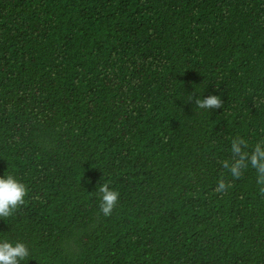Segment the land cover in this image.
<instances>
[{
    "label": "trees",
    "instance_id": "16d2710c",
    "mask_svg": "<svg viewBox=\"0 0 264 264\" xmlns=\"http://www.w3.org/2000/svg\"><path fill=\"white\" fill-rule=\"evenodd\" d=\"M237 135L264 140V0H0V176L29 188L0 239L26 264H264Z\"/></svg>",
    "mask_w": 264,
    "mask_h": 264
},
{
    "label": "clouds",
    "instance_id": "9594fccd",
    "mask_svg": "<svg viewBox=\"0 0 264 264\" xmlns=\"http://www.w3.org/2000/svg\"><path fill=\"white\" fill-rule=\"evenodd\" d=\"M191 98V97H190ZM196 106L200 109H220L223 101L219 95H208L205 98H197ZM249 142L242 136H235L231 139L232 159L221 161L223 169L227 170L235 180L242 177L250 167L256 170L257 184L259 191L264 193V140L258 141L248 151ZM221 177L218 178L215 191L225 193L232 187V183ZM29 193L28 186L17 179L12 173L0 176V218L7 219L13 216L14 212L25 204V197ZM99 211L104 216L112 214L119 201L118 190L111 188L109 182L105 181L98 188ZM29 247L22 241H11L7 238L0 239V264H21L29 260Z\"/></svg>",
    "mask_w": 264,
    "mask_h": 264
}]
</instances>
